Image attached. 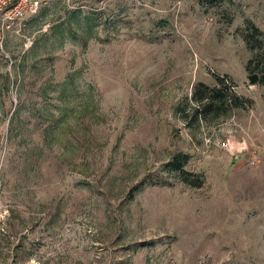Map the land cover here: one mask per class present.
<instances>
[{"label":"rangeland","instance_id":"1","mask_svg":"<svg viewBox=\"0 0 264 264\" xmlns=\"http://www.w3.org/2000/svg\"><path fill=\"white\" fill-rule=\"evenodd\" d=\"M262 72L264 0L38 2L0 50V264H264ZM216 76L243 105L196 120Z\"/></svg>","mask_w":264,"mask_h":264},{"label":"trees","instance_id":"2","mask_svg":"<svg viewBox=\"0 0 264 264\" xmlns=\"http://www.w3.org/2000/svg\"><path fill=\"white\" fill-rule=\"evenodd\" d=\"M244 39L250 45V39L244 35ZM262 44V40H258ZM264 75V72H262ZM215 86H210L204 82L196 84L193 88L192 99L196 102L193 117L196 120L207 119L219 116L223 112L232 110L234 107L242 106L243 98L237 95L231 84L224 76L215 77ZM263 80H260L262 83ZM189 161V156L185 153L176 154L170 161V168L179 172L182 181L191 187L200 188L203 183L199 177H191L184 167ZM230 264V263H220Z\"/></svg>","mask_w":264,"mask_h":264},{"label":"built area","instance_id":"3","mask_svg":"<svg viewBox=\"0 0 264 264\" xmlns=\"http://www.w3.org/2000/svg\"><path fill=\"white\" fill-rule=\"evenodd\" d=\"M48 1L50 0H0V50L4 47L7 30L24 22L38 2ZM221 146L229 148L226 141H222ZM255 163L254 160L251 161V164Z\"/></svg>","mask_w":264,"mask_h":264},{"label":"water","instance_id":"4","mask_svg":"<svg viewBox=\"0 0 264 264\" xmlns=\"http://www.w3.org/2000/svg\"><path fill=\"white\" fill-rule=\"evenodd\" d=\"M249 79H250V82L252 84H255L258 82L259 76H258V74H253V75L249 76Z\"/></svg>","mask_w":264,"mask_h":264}]
</instances>
